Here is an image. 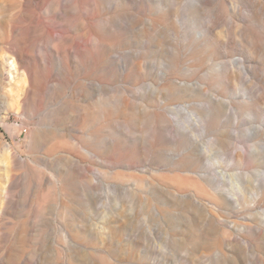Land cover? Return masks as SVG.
<instances>
[{
  "label": "rangeland",
  "instance_id": "1",
  "mask_svg": "<svg viewBox=\"0 0 264 264\" xmlns=\"http://www.w3.org/2000/svg\"><path fill=\"white\" fill-rule=\"evenodd\" d=\"M0 264H264V0H0Z\"/></svg>",
  "mask_w": 264,
  "mask_h": 264
}]
</instances>
